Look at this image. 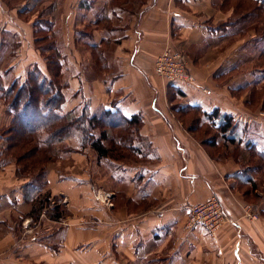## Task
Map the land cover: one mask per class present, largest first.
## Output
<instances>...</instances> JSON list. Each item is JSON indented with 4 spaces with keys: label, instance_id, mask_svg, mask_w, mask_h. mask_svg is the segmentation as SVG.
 <instances>
[{
    "label": "crops",
    "instance_id": "0c3cea01",
    "mask_svg": "<svg viewBox=\"0 0 264 264\" xmlns=\"http://www.w3.org/2000/svg\"><path fill=\"white\" fill-rule=\"evenodd\" d=\"M219 1L112 0V7L109 0L108 8L94 3L95 19L81 32L107 13L113 30L97 29L89 38H81L83 45L101 46L106 69L92 70L93 62L90 67L81 62L79 79L72 78L71 87L86 98L77 104L72 101L75 94L68 97L65 93V106L73 103L75 107L85 100L94 107L90 105L91 110L114 104L127 118L141 115L139 134L150 144V153L141 163L102 161L105 174L112 169L109 179L104 177L111 178L114 193H120L114 199L117 207L107 211L86 203L81 225L72 224L51 239L61 241L66 263L264 264V197L254 205L245 201L238 189L244 170L233 160H212L192 139L153 72L164 47L188 54L195 81L173 86L182 96L173 103L198 106L206 112L219 110L252 124L255 132L246 138L264 144V120L242 112L233 97L259 81V70L252 76L253 84L250 80L233 83L234 32L230 26L218 28L232 19L233 11L216 9ZM77 59L72 57V63L78 67ZM256 189L255 195L261 197ZM211 196L220 201L229 222L214 237L199 228L185 230L186 207Z\"/></svg>",
    "mask_w": 264,
    "mask_h": 264
},
{
    "label": "rangeland",
    "instance_id": "374dc122",
    "mask_svg": "<svg viewBox=\"0 0 264 264\" xmlns=\"http://www.w3.org/2000/svg\"><path fill=\"white\" fill-rule=\"evenodd\" d=\"M4 1L0 0V24L2 22L5 24L0 27V74H2L4 86L11 85L15 79L22 83L26 72L34 63L44 69L43 72L49 74L48 70H45V63L48 64L46 58H50L56 53L64 66L61 80L68 87L65 93H68V97L75 94L72 101L78 104L84 96L71 87V80L73 78L77 82L79 79L77 72L79 70L77 69L81 68V62L85 63L87 67H90L91 62L94 63V59L89 55L90 52L89 54L87 52L86 45H83L85 40L79 33L86 24L95 19L96 15L92 12L94 3L104 4L107 7L106 3L109 0ZM239 1L232 0L233 15L230 25V30L234 32L232 35L235 36L233 38L231 69L233 71L230 73L234 84L246 80L252 81L255 70H264V58L261 59L259 56L260 52L264 50L262 37L264 13L258 12L257 15L253 14L249 19L238 22L243 14L253 10L251 5H247L246 9H243L245 7L241 6ZM107 14L109 15V13ZM38 19H41L40 22H49L51 31L43 32L42 39H39L37 43L33 36L32 25ZM186 55L190 67L191 59L188 54ZM75 56L78 58L76 60L78 67L72 63V57L75 58ZM66 59L69 63L66 62ZM93 63L91 69L97 70L98 67ZM74 71L77 76L74 75ZM92 72L94 73V71ZM253 82L249 84H253ZM254 84L250 86L254 87L250 91L248 90L250 87H246L243 91L241 89L234 93V104H240L238 106L242 112L248 113L249 116H257L264 120V110H262L264 80L254 82ZM25 97L26 93L23 94L22 99L25 100ZM240 97L245 98V102L242 103ZM83 101L75 107H72L73 103H70L69 106L64 105L63 111H73L76 115ZM242 104L244 107L241 106ZM90 105L91 108H94L89 103ZM98 108L92 109V111ZM184 119L181 123L186 128L188 118ZM9 121L10 117L6 115V108L0 101V135L3 130L9 127ZM213 135L212 131L204 132L202 130L192 138L212 160H233L242 169L262 166L261 160L251 152L238 150V148L228 145L223 146L221 141L218 142L216 149H209L206 145ZM74 142L73 139L66 138L51 148L40 149L42 155L45 156L41 160L47 158L48 162L44 166L45 173L38 179V183L47 182L41 193L49 194V209L53 210L52 207H55L65 211L66 216L58 221L48 219L46 214H43L38 220H33L28 216L30 205L23 198L26 185L33 179L39 178L37 171L33 172L32 170L39 158L36 151L31 146H27L21 152L11 150L8 152V156L0 152V264H68L63 259L66 253L60 249L61 241L53 243L51 239L59 231L72 224L81 225L86 203L90 207H104L106 210L108 209L107 211H113L117 207L114 199L117 201L120 193L115 194L113 181L111 178L107 180L112 169L108 168L105 174L102 164L104 160L99 161L95 152L90 148H85L82 151L74 150L77 148ZM4 147L5 142L0 139V149L3 150ZM127 164L129 163L127 162ZM256 178L258 181L255 185L257 189H255L258 190L261 197H257L254 191L248 193L245 201L251 205L256 204L260 198L264 197V173H258ZM249 188V185L238 187L243 194L250 190ZM79 247L77 246L76 249ZM54 252L55 254H53Z\"/></svg>",
    "mask_w": 264,
    "mask_h": 264
},
{
    "label": "trees",
    "instance_id": "16d2710c",
    "mask_svg": "<svg viewBox=\"0 0 264 264\" xmlns=\"http://www.w3.org/2000/svg\"><path fill=\"white\" fill-rule=\"evenodd\" d=\"M239 4L245 7L243 9L251 5L253 10L243 14V18H239L238 22L249 19L258 12L264 13V0H240ZM110 5L114 6L112 0ZM215 8L222 11L232 9V0H220ZM40 20H35L32 25L33 36L37 43L39 39H42L41 35L51 31L50 23L40 22ZM231 24L232 19L218 28L224 29ZM97 29L108 32L113 30L108 15L100 16L93 25L87 26L79 35L89 38ZM262 37L264 39V31ZM85 47L98 69L105 70L101 46L86 44ZM259 56L261 59L264 58V50ZM46 59L48 64L45 63V70H48L49 74L43 72L44 69L34 63L26 72L22 83L15 79L11 85L4 86L2 74H0V101L6 108V115L10 117L9 127L0 135V139L5 142V147L3 150L0 149V152L8 156L11 150L21 152L27 146H31L36 151L39 158L32 170L37 171L39 178L36 177L37 179H33L26 185L23 198L30 205L28 216L33 220H38L46 214L48 219L58 221L66 216L65 211L55 207H52L53 210L49 209L50 196L41 193L47 182L38 183V179L45 173L44 166L48 162L47 158L41 160L45 158L40 151L41 148H51L54 144L70 138L77 146L74 150L82 151L90 148L95 152L99 161L141 163L150 153V144L139 134L143 126L142 116L135 115L127 118L114 104L108 108L102 106L92 111L89 103L84 100L78 114L74 115L73 111L64 112L65 91L68 88L67 84L61 80L64 66L56 53ZM258 79L259 81L264 80V70H259ZM166 89L167 99L172 103L171 110L176 112L175 116L180 122L188 118V125H184L193 136L202 130L214 132L206 145L209 149H216L218 142L221 141L223 146L228 145L238 150L249 151L261 160L262 166L243 168L244 174L239 176V183L242 186H250V190L244 192V196L247 197L248 193L256 188L254 181L258 179L256 175L264 173V144H258L246 138L248 134L255 132L256 127L236 120L219 110L206 112L198 106L174 104L173 100L179 95L182 97L181 93L176 91L172 85H168ZM252 89L254 87L248 90ZM25 93L26 97L23 100ZM262 103V110H264V97Z\"/></svg>",
    "mask_w": 264,
    "mask_h": 264
},
{
    "label": "built area",
    "instance_id": "2783aa9c",
    "mask_svg": "<svg viewBox=\"0 0 264 264\" xmlns=\"http://www.w3.org/2000/svg\"><path fill=\"white\" fill-rule=\"evenodd\" d=\"M153 72L165 88L168 85H191L195 81L189 70L188 56L171 46L164 47L156 57ZM186 211L184 229L190 231L199 228L210 237H214L216 232L229 222L220 201L215 196L209 197L203 203L187 206ZM248 217L256 219L255 215Z\"/></svg>",
    "mask_w": 264,
    "mask_h": 264
}]
</instances>
